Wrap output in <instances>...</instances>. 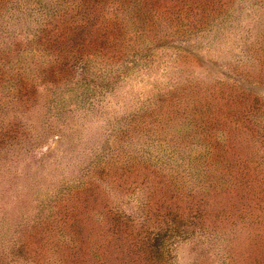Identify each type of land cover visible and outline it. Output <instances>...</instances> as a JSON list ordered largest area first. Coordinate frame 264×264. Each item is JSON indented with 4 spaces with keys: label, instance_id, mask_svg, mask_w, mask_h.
I'll use <instances>...</instances> for the list:
<instances>
[{
    "label": "rangeland",
    "instance_id": "374dc122",
    "mask_svg": "<svg viewBox=\"0 0 264 264\" xmlns=\"http://www.w3.org/2000/svg\"><path fill=\"white\" fill-rule=\"evenodd\" d=\"M119 1L0 0V264H264V0Z\"/></svg>",
    "mask_w": 264,
    "mask_h": 264
},
{
    "label": "trees",
    "instance_id": "16d2710c",
    "mask_svg": "<svg viewBox=\"0 0 264 264\" xmlns=\"http://www.w3.org/2000/svg\"><path fill=\"white\" fill-rule=\"evenodd\" d=\"M124 1L126 2L127 0H120V1L118 2L119 5L117 4L115 9L123 8V7H122V4L124 3ZM135 1H141V0H135ZM137 6H138V10L142 9L141 2H139V3L137 4ZM113 24L116 25V22H113ZM154 245H155V244H154ZM154 245H153V246H154Z\"/></svg>",
    "mask_w": 264,
    "mask_h": 264
}]
</instances>
